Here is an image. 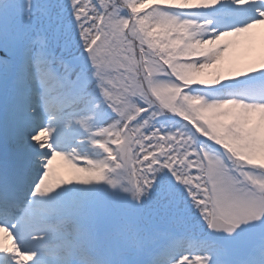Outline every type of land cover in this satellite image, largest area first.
Segmentation results:
<instances>
[{"label": "snow or ice", "instance_id": "snow-or-ice-1", "mask_svg": "<svg viewBox=\"0 0 264 264\" xmlns=\"http://www.w3.org/2000/svg\"><path fill=\"white\" fill-rule=\"evenodd\" d=\"M0 264H264V0H0Z\"/></svg>", "mask_w": 264, "mask_h": 264}]
</instances>
